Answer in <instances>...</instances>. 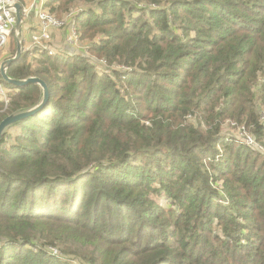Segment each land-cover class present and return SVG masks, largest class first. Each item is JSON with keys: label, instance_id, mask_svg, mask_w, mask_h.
Instances as JSON below:
<instances>
[{"label": "trees", "instance_id": "trees-1", "mask_svg": "<svg viewBox=\"0 0 264 264\" xmlns=\"http://www.w3.org/2000/svg\"><path fill=\"white\" fill-rule=\"evenodd\" d=\"M45 6L88 49L9 65L49 100L0 144V264H264V153L223 128L264 144V0ZM0 80V122L43 98Z\"/></svg>", "mask_w": 264, "mask_h": 264}, {"label": "built area", "instance_id": "built-area-1", "mask_svg": "<svg viewBox=\"0 0 264 264\" xmlns=\"http://www.w3.org/2000/svg\"><path fill=\"white\" fill-rule=\"evenodd\" d=\"M35 5L40 4L38 19L39 29L33 32L29 44H25L23 41V50L28 53L30 58L37 57L41 53H48L49 55H65L66 53L74 54L85 52L88 49L87 42L81 39V35L77 26L76 17L82 9L76 8V11H69L64 17H58L57 15L50 12L48 7L45 6L46 0H33ZM18 0H0V54L3 55L2 61L8 59L11 54L7 53L9 49V43L11 40L12 33L16 26V15L13 5ZM53 28H65L66 37L65 42L67 45L72 47V52L65 51L64 48H59L53 38L51 30ZM85 45V46H84ZM87 53V51H86ZM98 66H103L106 62L101 59L98 60ZM121 70H130V67L118 66ZM10 90L0 80V100L5 105L9 103ZM261 119L264 120V111L261 113ZM223 128H226L228 137H236L245 146L260 150L264 153V144L259 142L255 136L244 126L239 125L232 120H227L223 124ZM56 252V250H54Z\"/></svg>", "mask_w": 264, "mask_h": 264}, {"label": "water", "instance_id": "water-1", "mask_svg": "<svg viewBox=\"0 0 264 264\" xmlns=\"http://www.w3.org/2000/svg\"><path fill=\"white\" fill-rule=\"evenodd\" d=\"M13 8L15 9V15H16V26H15V30H14V34H15V38H16V44H17L16 53L13 57L8 58V59L1 62L0 74L6 82L12 83L16 86H24V85L29 84V83H36L42 87L44 93H43L42 100L36 106H34L32 108H24V109L17 110L16 112H13L12 114L5 117L0 122V144H1V141L3 140L4 135L7 133V131L9 130V128L12 125H14L16 122H18L22 119H25V118L33 115L34 113L40 111L47 104V102L49 100V88H48L47 84L42 79H40L39 77L32 76V77H29L26 79H13L8 75L9 65L12 62L18 60L21 57L22 53L24 52V50H23V35H22V31H23V7H22L21 3L16 2L13 5Z\"/></svg>", "mask_w": 264, "mask_h": 264}, {"label": "crops", "instance_id": "crops-1", "mask_svg": "<svg viewBox=\"0 0 264 264\" xmlns=\"http://www.w3.org/2000/svg\"><path fill=\"white\" fill-rule=\"evenodd\" d=\"M19 3L22 4L23 7V41L25 44H29L31 35L33 32L39 29V19L38 12L40 8V4L35 5V1L33 0H18ZM53 34L55 42L59 43L62 40V34L60 29L53 28L51 30ZM61 44V43H60ZM65 51L72 52V47L69 45H65Z\"/></svg>", "mask_w": 264, "mask_h": 264}, {"label": "rangeland", "instance_id": "rangeland-1", "mask_svg": "<svg viewBox=\"0 0 264 264\" xmlns=\"http://www.w3.org/2000/svg\"><path fill=\"white\" fill-rule=\"evenodd\" d=\"M73 9H71V10H69V11H76L75 9L76 8H78V6H74V7H72ZM69 11H67V12H64L63 14H61V15H58V17H64ZM60 29V31H61V34H62V40H61V42H59V43H57V42H55L56 43V45L59 47V48H65V45H67L66 44V42H65V37H66V29L65 28H59ZM56 41V40H55ZM61 43V44H60ZM85 46V45H84ZM71 47V46H70ZM8 52L7 53H9V54H12V56L11 57H13L14 55H15V53H16V40H15V37H11V40H10V43H9V49L7 50ZM65 55H69V53H66ZM38 56H41V54L40 55H38ZM37 56V57H38ZM1 57H3V55L2 54H0V60H2L3 58H1ZM11 57H9V58H11ZM29 59H30V61H31V59L32 58H30L29 57ZM2 77V76H1ZM17 129H18V126L17 127H13V128H11L10 129V131L12 132V134L14 135L15 133H16V131H17ZM160 201V203L163 205V206H165L167 203H168V199L166 198V197H163V196H161L159 199H158V202ZM55 255H61L62 254V252H61V249H58V250H56V252H53Z\"/></svg>", "mask_w": 264, "mask_h": 264}]
</instances>
